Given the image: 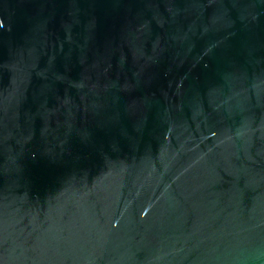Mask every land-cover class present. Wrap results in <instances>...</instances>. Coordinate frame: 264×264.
<instances>
[{"label": "water", "instance_id": "1", "mask_svg": "<svg viewBox=\"0 0 264 264\" xmlns=\"http://www.w3.org/2000/svg\"><path fill=\"white\" fill-rule=\"evenodd\" d=\"M0 264H264V0H0Z\"/></svg>", "mask_w": 264, "mask_h": 264}]
</instances>
